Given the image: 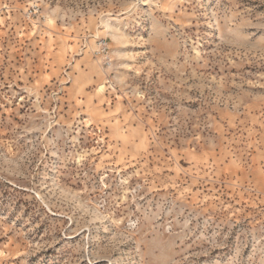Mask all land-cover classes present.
<instances>
[{
	"label": "rangeland",
	"instance_id": "374dc122",
	"mask_svg": "<svg viewBox=\"0 0 264 264\" xmlns=\"http://www.w3.org/2000/svg\"><path fill=\"white\" fill-rule=\"evenodd\" d=\"M0 264H264V0H0Z\"/></svg>",
	"mask_w": 264,
	"mask_h": 264
}]
</instances>
